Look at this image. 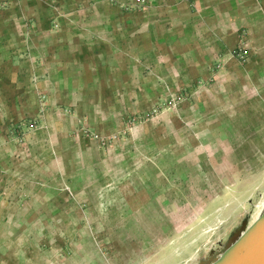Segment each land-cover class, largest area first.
<instances>
[{
  "label": "rangeland",
  "instance_id": "obj_1",
  "mask_svg": "<svg viewBox=\"0 0 264 264\" xmlns=\"http://www.w3.org/2000/svg\"><path fill=\"white\" fill-rule=\"evenodd\" d=\"M124 1V12L155 19L132 48V84L107 89L103 101L95 87H75L69 102L50 105L62 112L51 119L59 132L46 135L56 149L39 151L36 177L47 183L24 216L42 227L17 231L35 251L21 264H187L215 253L264 200V31L241 24L264 7ZM50 5L65 15L61 1ZM24 24L25 34L34 31ZM218 42L225 53L210 51ZM43 99L39 92V114ZM24 115L8 124L0 117V129L41 124Z\"/></svg>",
  "mask_w": 264,
  "mask_h": 264
},
{
  "label": "crops",
  "instance_id": "obj_2",
  "mask_svg": "<svg viewBox=\"0 0 264 264\" xmlns=\"http://www.w3.org/2000/svg\"><path fill=\"white\" fill-rule=\"evenodd\" d=\"M51 1L54 0H0V103L8 113L0 117L8 124L10 117L22 119L27 112L39 115L41 122L22 129L24 124L17 119L18 126L2 123L0 129V264L25 261L31 250L17 231L42 227L24 216L34 212L28 209V199L38 197L40 185L47 183L36 177L39 151L56 149L46 135L59 132L51 119L62 112L50 105L69 102L70 94H76L75 87H95L93 98L101 100L107 89L132 84L130 62H136L132 48L141 44V30L152 29L155 20H141L138 12H124L119 7L124 0H59L67 10L56 18L49 7ZM258 5L263 10L264 0H258ZM192 16L193 12L187 11L185 18L190 20ZM26 19L34 31L25 34ZM50 19L57 21L58 27H52ZM241 24L249 34L263 32L264 14L251 20L245 18ZM218 44L220 47L215 45L210 51L225 53V46ZM125 53L129 61L123 58ZM136 84L133 76V85ZM39 92L44 96L40 114L36 103ZM26 102L31 104L24 105ZM31 253L35 256L34 250Z\"/></svg>",
  "mask_w": 264,
  "mask_h": 264
},
{
  "label": "water",
  "instance_id": "obj_3",
  "mask_svg": "<svg viewBox=\"0 0 264 264\" xmlns=\"http://www.w3.org/2000/svg\"><path fill=\"white\" fill-rule=\"evenodd\" d=\"M211 264H264V211Z\"/></svg>",
  "mask_w": 264,
  "mask_h": 264
},
{
  "label": "bare ground",
  "instance_id": "obj_4",
  "mask_svg": "<svg viewBox=\"0 0 264 264\" xmlns=\"http://www.w3.org/2000/svg\"><path fill=\"white\" fill-rule=\"evenodd\" d=\"M255 208H258V216L264 211V200L257 204ZM250 222L251 221L249 219V215L245 214L237 223V225L233 228L226 242L221 244L220 248L215 253H213L212 250H208L203 255L197 253L195 256H193V259L191 260L192 262L190 261L187 264H211L213 261L221 257V255H223L229 245H231L235 241V239L245 230V228L247 227V225H249Z\"/></svg>",
  "mask_w": 264,
  "mask_h": 264
}]
</instances>
